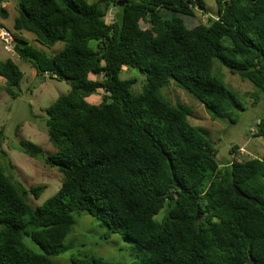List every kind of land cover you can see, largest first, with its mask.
<instances>
[{"label": "trees", "instance_id": "trees-1", "mask_svg": "<svg viewBox=\"0 0 264 264\" xmlns=\"http://www.w3.org/2000/svg\"><path fill=\"white\" fill-rule=\"evenodd\" d=\"M214 2L211 16L203 0H14L16 31L47 47L62 42L33 60L28 42L13 35L14 51L70 89L45 108L53 151L19 143L61 174L59 188L34 206L29 196L46 185L25 188L0 163V264H60L51 256L82 212L140 253L72 264H264V155L220 165L207 131L160 92L173 80L212 119L234 123L242 105L213 73V59L264 92V0ZM196 8L207 18L187 26ZM129 68L144 76L139 87L120 77ZM0 77L15 96L22 71L11 58L0 60ZM97 91L100 101H87ZM257 126L264 136V113ZM233 184L256 203L236 196Z\"/></svg>", "mask_w": 264, "mask_h": 264}, {"label": "rangeland", "instance_id": "rangeland-1", "mask_svg": "<svg viewBox=\"0 0 264 264\" xmlns=\"http://www.w3.org/2000/svg\"><path fill=\"white\" fill-rule=\"evenodd\" d=\"M1 1V0H0ZM93 2L95 0H88ZM208 15H215L216 4L214 0H203ZM10 15L0 16V25L8 29L13 35L24 38L31 47L32 59L42 60L53 55L62 48V42L47 47L34 41V37L27 31H16L13 28V14H16L14 0H9ZM114 10V9H112ZM110 12V11H109ZM112 14V13H111ZM207 14L196 8L194 16L184 17L187 26L204 22ZM146 28L147 24L140 23ZM11 58L22 71V77L14 87L16 95H10L5 82L0 77V163L5 168L11 164L6 173L11 174L25 188L35 184H45L46 188L41 195L29 200L32 205H40L50 197L60 186L61 174L54 168L46 165L41 157H30L19 149L20 141H28L39 145L44 153L53 151L47 140L45 131V108L59 95L67 93L69 82L36 74L29 61L20 58L13 50L11 55L3 49L0 42V60ZM212 71L224 86L231 91L241 103L242 109H235V122L227 119H212L205 111L203 105L191 94L178 87L173 80L161 87L162 95L173 103H180L189 112L188 120L192 125L205 129L208 138L215 150V159L222 165L230 160H241L264 155V136L257 133V123L264 113V92L251 82L242 79L238 74L231 73L218 59H213ZM135 78L137 86L141 84L144 76L136 68H129L120 73L121 78ZM145 81V80H144ZM143 81V82H144ZM133 86L132 91H139ZM101 91L91 94L87 101L98 103ZM238 145L236 152L230 148ZM161 213V212H160ZM76 224L63 240V250L51 256L60 264L85 263L91 257H102L107 260H136L140 253L131 241L125 240L119 233H111L107 228L95 221L87 212L74 213ZM160 215V214H159ZM158 215L155 217L158 219ZM23 241L35 251L42 250L29 238Z\"/></svg>", "mask_w": 264, "mask_h": 264}, {"label": "built area", "instance_id": "built-area-1", "mask_svg": "<svg viewBox=\"0 0 264 264\" xmlns=\"http://www.w3.org/2000/svg\"><path fill=\"white\" fill-rule=\"evenodd\" d=\"M0 42L2 43L3 49L12 55L15 42L14 36L3 26H0Z\"/></svg>", "mask_w": 264, "mask_h": 264}, {"label": "water", "instance_id": "water-1", "mask_svg": "<svg viewBox=\"0 0 264 264\" xmlns=\"http://www.w3.org/2000/svg\"><path fill=\"white\" fill-rule=\"evenodd\" d=\"M119 4H123V1H121ZM233 148H234V150H236V149L238 148V146H237V145H234ZM232 188H233V192H234V194H235L236 196H238V197H242V198H245V199L251 201L253 204L256 203V199H255L254 197H251V196L245 194V193H244L240 188H238L235 184L232 185ZM247 263H249V264H250V263H251V264H256V263L253 261V259H251L250 257L248 258Z\"/></svg>", "mask_w": 264, "mask_h": 264}, {"label": "crops", "instance_id": "crops-1", "mask_svg": "<svg viewBox=\"0 0 264 264\" xmlns=\"http://www.w3.org/2000/svg\"><path fill=\"white\" fill-rule=\"evenodd\" d=\"M9 0H4V1H0V8L1 7H4L6 10H7V12H8V15H7V17L10 15V10H9V7L11 6V5H9V2H8ZM14 3V2H13ZM15 4V3H14ZM14 8H15V5H14ZM15 14H13V16H14ZM13 16H12V18H13ZM0 26H2V25H0Z\"/></svg>", "mask_w": 264, "mask_h": 264}]
</instances>
